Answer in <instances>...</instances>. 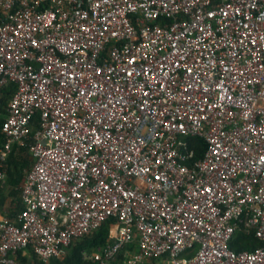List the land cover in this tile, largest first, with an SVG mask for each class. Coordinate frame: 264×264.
Returning a JSON list of instances; mask_svg holds the SVG:
<instances>
[{"label":"built area","instance_id":"2783aa9c","mask_svg":"<svg viewBox=\"0 0 264 264\" xmlns=\"http://www.w3.org/2000/svg\"><path fill=\"white\" fill-rule=\"evenodd\" d=\"M12 82L7 151L36 163L20 224L0 210V262L62 258L115 217L101 264H264L231 247L242 226L264 242V0H0Z\"/></svg>","mask_w":264,"mask_h":264},{"label":"trees","instance_id":"16d2710c","mask_svg":"<svg viewBox=\"0 0 264 264\" xmlns=\"http://www.w3.org/2000/svg\"><path fill=\"white\" fill-rule=\"evenodd\" d=\"M17 91L18 85L15 82L0 89V150L5 143L2 130L9 114V104ZM40 119L41 114L37 112L32 122L33 133L40 127ZM186 140L190 143L191 150L194 151L193 162L202 159L208 149V142L201 136H190ZM33 165L34 158L30 146L16 144L4 168L7 173V182L5 185L0 183V207L6 208L8 205L5 213L12 218H15L24 208L22 200L23 182ZM117 220L114 217L90 234L76 238L69 246L65 247L66 254L62 258H53L46 262L36 255L30 247L21 249L16 254L10 253V257L16 259V264H101L93 258V254L110 246L117 230ZM260 246H264V242L256 238L254 234H247L244 226L238 229L234 240L231 242V247L235 250H253ZM132 247L136 248L137 243L132 244ZM197 249L196 247L190 255L194 254ZM0 264L5 263L0 262ZM109 264H125L124 253H119L118 257Z\"/></svg>","mask_w":264,"mask_h":264},{"label":"crops","instance_id":"0c3cea01","mask_svg":"<svg viewBox=\"0 0 264 264\" xmlns=\"http://www.w3.org/2000/svg\"><path fill=\"white\" fill-rule=\"evenodd\" d=\"M7 117H8V115H7ZM2 132H3V130H2ZM3 134H4V137H5V143H4L3 147L0 150V171H2L5 174V179H4V181H0V183L2 185H5V183L7 182V173L4 170V168L6 167V161H7L8 157H9V155L11 154V152L13 151V147L16 144H18V143H11V149H10V151H7V144L9 142V140H8V138H7V136L5 135L4 132H3ZM3 153H6L4 155V157H2V154ZM33 158H34V156H33ZM35 163H36V160L34 158V165H33L32 169L34 168ZM32 169L29 171V173L32 171ZM29 173H28V175H29ZM24 182H23V184H24ZM23 187H22V193H23ZM22 200H23V197H22ZM23 204H24V202H23ZM7 207H8V205H6V208L0 207L2 217H6L11 223H14V224L19 225L20 224L19 216H20L21 212L23 211V209L25 208V205H24V208L22 209V211H20L19 214L15 218H12V217L8 216L5 213ZM246 233L247 234H254V233H248V232H246ZM136 243H137V247L136 248L135 247H132V246L131 247L133 249H135V250H138L139 249V240L138 239H137ZM133 244H135V242ZM25 253H26V251H25ZM154 261H155V264H173V261L168 256L162 257V258L157 259V260H154Z\"/></svg>","mask_w":264,"mask_h":264},{"label":"rangeland","instance_id":"374dc122","mask_svg":"<svg viewBox=\"0 0 264 264\" xmlns=\"http://www.w3.org/2000/svg\"><path fill=\"white\" fill-rule=\"evenodd\" d=\"M197 248H199V246H197ZM197 251V250H196Z\"/></svg>","mask_w":264,"mask_h":264}]
</instances>
